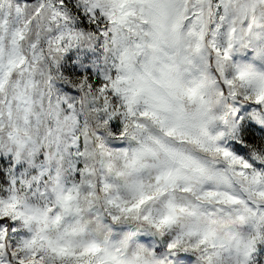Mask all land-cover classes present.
<instances>
[{"label": "snow or ice", "instance_id": "snow-or-ice-1", "mask_svg": "<svg viewBox=\"0 0 264 264\" xmlns=\"http://www.w3.org/2000/svg\"><path fill=\"white\" fill-rule=\"evenodd\" d=\"M0 264H264V0H0Z\"/></svg>", "mask_w": 264, "mask_h": 264}]
</instances>
